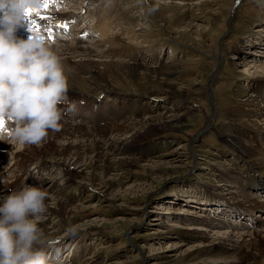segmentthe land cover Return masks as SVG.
<instances>
[{
	"label": "rangeland",
	"instance_id": "obj_1",
	"mask_svg": "<svg viewBox=\"0 0 264 264\" xmlns=\"http://www.w3.org/2000/svg\"><path fill=\"white\" fill-rule=\"evenodd\" d=\"M53 1L48 11L59 14L58 20L70 15L76 19L66 21L67 30L52 18L40 25L52 36L53 43L75 42L78 31L83 29L85 44L101 53L107 52L104 56L159 68L174 64L175 73L170 76V82L184 89L188 87L190 92V96L183 94V97L157 83L144 86L129 77L117 83L109 78L106 87L100 77L88 78L81 74L87 81L79 86V98L70 101L71 105L85 100L99 101L104 112L118 109L130 122L145 121L153 115L168 117L186 109L193 110L197 119L194 126L164 129L157 139L140 142L138 151L119 154L123 158H138L140 167L107 173L97 169L94 172H99V176L94 179L89 175L93 171L91 167H80L87 177L64 174L79 167L56 163L64 156L53 153L41 163L36 160L22 164L24 145L0 141V145L7 147L0 161L3 188L10 186L13 190L26 184L48 186L50 195L70 208L69 215L55 210L48 211L43 218L51 219L43 227L45 234L59 241L55 249L48 250L52 257L50 264H253L256 260L264 264V255L257 258L251 254L249 258L232 255L233 251L203 254L197 259L190 256L195 248L213 241L212 236L217 232L240 236L252 228L264 229V219L254 218H264L262 210L245 212V215H254L250 216L251 221L225 210L242 200L241 194L232 187L236 185L233 177L253 174L264 182V161L256 155L262 152L263 142L256 141V135L247 130L252 127L246 126L244 131L245 125L237 119L240 113L235 109L238 104L250 120L256 119L247 110L250 106L244 104L252 96L253 104L257 102L264 108V4L258 5L257 0H150L157 11L149 13L148 7L139 0H100L102 3L115 1L111 11L128 10L132 25L122 29L116 23L94 27L97 20L88 18L86 6L90 13L94 12L96 7L92 4L96 0H91L90 7L87 0ZM161 3L185 6L182 11L187 15L181 20L183 23L162 20ZM169 12L178 13L175 8ZM36 31L43 35L42 30ZM109 56L105 62L110 60ZM73 59L78 61L80 57ZM96 59L101 60V55ZM232 102L236 106L229 109ZM70 115L68 110L65 121L96 127L97 131H104L108 123L75 114L70 118ZM122 123L117 121L119 126ZM237 138L254 152L241 156L228 143V139ZM60 142L67 141L61 138ZM151 157L160 160L159 167L145 161ZM85 163H90L89 159ZM20 168L30 182L17 180L15 171ZM245 191L264 203V191ZM175 194L180 196L175 199ZM222 198L230 205L219 206ZM194 225L210 230L203 234L200 230H190ZM74 226H78L75 236L68 232Z\"/></svg>",
	"mask_w": 264,
	"mask_h": 264
},
{
	"label": "bare ground",
	"instance_id": "obj_2",
	"mask_svg": "<svg viewBox=\"0 0 264 264\" xmlns=\"http://www.w3.org/2000/svg\"><path fill=\"white\" fill-rule=\"evenodd\" d=\"M50 1H53V0H50ZM57 1L61 3L66 0H57ZM87 3L89 4V7H90L91 0H87ZM170 3H164V4L161 3V9L163 13L162 20L168 21L170 22V24L180 25V23H183L181 22L183 17L187 15V12L182 11L183 9L182 7H185V6H182V7L176 6V5L173 6ZM166 4L170 7L169 10H167L168 6H166ZM92 5L96 7V10L94 12L90 13L87 6H86V10L89 13L88 18L97 20V23L95 24L94 27L103 28L104 26H107L109 24L111 25L113 23H116L117 26H120L123 29L125 28V26L132 25L131 22L133 21V18H129L128 16L129 13H127L128 10H118L114 8V11H111L114 5H116L115 1H113V3L111 2L102 3L100 0H96V4H92ZM80 7H83V6H80ZM80 7H77V8L82 9ZM172 8L177 9L178 11L177 15H172L169 12L170 10H172ZM38 10H39V15H36L34 12L33 15L30 17V19L33 21H36L40 25L44 21H49V19L52 18L53 20H56L59 22L60 28L67 30L69 29V26L67 25L66 21L71 22V21L76 20L75 17L71 15L65 16V18H61L58 20L57 17L59 14H53L50 11L45 10L43 7V4H41V7L38 8ZM193 15H194V11H193ZM41 17H45L46 19L41 20ZM81 24H83V20H81ZM30 28H31V31H30ZM39 29L42 30L41 33L43 35H39V33L36 31L37 29L32 28L29 20L26 19L24 21V25L18 30L17 36L24 40L30 39L32 35L33 37L39 36L51 47V49L60 58L61 63L64 67L65 75L67 76L68 84H69V92H68L69 102L72 100L74 101L78 100L79 97H78L77 91L78 89H80L79 86L84 85L87 81L82 78L83 75H87L88 78H93V77L98 76L100 77V79L103 80V85L105 86L107 85V82H109V78H113V81L117 83L118 81H120V79H123V78L125 79L126 77H129L137 81L140 85L145 86L149 82H154V83H157L159 86L164 87L167 91H169L172 94H176V95L179 94L180 96H183V94L185 96L186 94L187 95L186 97L190 96V92L187 90L188 87L187 89H184L182 87L175 86V84L170 82V76L173 73H175L174 64L167 65V67L159 68L157 66L141 65L140 63L131 64L129 63V61L124 62L123 60H115L113 57L109 55L104 56V54H107V52L101 53L97 49L90 47V45L87 46L85 44V41H84L85 32L83 31V29L78 31L77 36L79 38H77L75 42H72V43L64 42V43H59V44L58 42L57 43L52 42L53 41L52 36L47 33L48 31H46L43 28V26H40ZM30 32H33V33H30ZM262 39L264 40L263 35H262ZM100 55H101V60L99 59L97 60L96 57H99ZM107 56L110 57L109 58L110 60H108V62H105L107 61L106 60ZM76 57H80V60L77 59L78 61H76L73 59ZM108 75H112V76L108 77ZM252 97H249L250 102H244V104L246 106H250V108L247 110L250 114H254V117L256 119L250 120L249 114L245 115V110L241 106L239 107L238 104L237 106L233 105L234 104L233 102L231 104L232 106H230L229 109H232L233 106H236L235 109H238L237 113L238 112L240 113L238 117L242 115L245 116L243 119H239L237 117L239 122L242 123V124L241 123L239 124L245 125L244 131L248 130L252 132L251 134H255L256 135L255 140L258 142H263V146H264V119H261L263 118V115H264V112H263L264 108H262L263 106L261 107V105L258 104L257 102L256 103L254 102L253 104ZM236 103H239V102L237 101ZM100 105L101 104L99 103V101L98 102L95 101L94 103H92L88 100L87 101L85 100L84 103L81 102L77 104L73 112L72 110H70V106H69V114H71L69 117L72 118L75 114V115H80V116L82 115L81 118H87V119L92 118L93 120H95V122H97V120H100L99 122H105V121H108V123L111 122V124H108V123L105 124L107 126L105 127L104 131H97V129H95L96 127L92 128L89 126H84V125H79V124H70L68 121L64 120L62 122L63 126L60 129V131L50 132L47 140L41 143L39 146L24 145L25 151L24 153L21 152L22 160L20 161V163L26 164L29 161L36 162V160L40 161L41 163V161L49 153H53L54 155L56 154V155H61L62 157L64 156V159H60V160L53 159L57 161L56 163L58 164L62 163L63 166L79 167V170H76L73 172L67 171L68 173H64V174L70 175L71 177H77V178L85 177L86 174L84 173V170L82 169L80 170V167L85 166V168L87 167L92 168L93 171L89 175L93 177V178L92 177L90 178L94 179L95 176H99L97 175V173L99 172L97 171H96L97 173L94 172L97 169L98 170L101 169L103 173H107L108 171L111 172L115 169L129 170L131 168L141 166L138 158L128 159V158L121 157L122 155L119 156V154H121L122 151H125L124 153H129V152L132 153V152L138 151L137 145L140 142H143L146 139H157L156 137L164 129H170V130L180 129L181 130L188 126L196 125L195 120L197 119L196 118L197 115H195L194 111L191 109H186L179 114H171L168 117H164L162 115H153V116H149L150 118L145 121L142 120L139 122L138 121L130 122L125 115H122L120 111H117L118 109L104 112ZM241 108L243 109L242 111H241ZM117 121H121V122L123 121L122 126H119V124H117ZM5 125L7 126L8 123L5 122ZM246 126H250L248 128L252 127L251 129L252 131L247 129ZM258 134L261 135V138H258ZM61 138H64L65 141L67 142L61 143L60 142ZM72 139H75V140L73 141ZM238 141H239L238 138L237 140L228 139V143L230 144V146H232L236 151H239L241 156H245L246 153L249 154L250 152H254L247 145H245V143L243 142L241 143ZM158 142H161V141H158ZM5 149H7L6 146L0 145V161H1V158L3 157L2 153L5 152ZM89 154H91L92 157H90ZM83 155H86V157L83 158ZM256 155H258V157L260 156L261 157L260 159L264 161V147H262V152L260 150L256 153ZM88 159L90 163L86 164L85 162L88 161ZM175 159H178V158L176 157ZM145 161L147 163L149 162L155 163L153 166H158V167L160 166V163H161L160 160H156L154 157H151L150 160L148 161L145 160ZM262 161H260L259 163L260 164L263 163ZM47 162L48 161H46L45 163L47 164ZM114 164H117V166H114ZM256 165L257 164L254 165V168H257ZM22 171L23 170L21 168L15 171L17 180L18 181L26 180L27 182H30V179L27 176H25ZM233 178H235L234 182L236 183V185L232 187L237 190L236 192L237 194L239 195L241 194L240 196L242 197V200L238 203L237 202L232 203L234 205L231 208L225 207V210L227 212H230V214H234V213L239 214L241 215V217H244L245 220L251 221L250 216H254V215H251L250 213L249 215H245V212L254 211V210H262L264 212V203L260 202L254 196L248 194L247 193L248 191L246 192L245 189H251V191L254 190L258 192L264 191V182L261 181L258 177H256L253 174L250 175L249 177L248 176L247 177L238 176L237 178L236 177H233ZM240 178L242 179L240 180ZM38 187H41L43 190L47 191L48 193L50 192L48 186L46 187L38 186ZM4 188H3V185H0V197H2V195H5V192L7 194L11 190L10 186L8 187L6 186ZM3 190L5 191L4 193H3ZM208 192L210 193L211 191L209 190ZM231 193H234V192L231 191ZM211 194H210L211 196H215V194L213 193ZM179 196L175 194V199H177V197ZM222 199L218 202L219 206H223L224 204H226L227 206L230 205V203L226 201V199L224 198ZM46 203L48 204L49 213L55 212L56 210L60 214L62 212L66 215L70 214V211H69L70 208L66 205V203L63 202L62 200H59L53 197L52 195H50V199L47 200ZM52 203L54 204V206ZM61 210L63 211L61 212ZM203 216L201 215V217ZM254 218L264 219L263 216H257ZM50 220L51 219L49 217L46 219H43L42 221L39 222V226L43 228L44 226L48 225ZM202 222L206 223L207 221H202ZM234 222H237V221H234ZM209 224L211 226L217 225L214 223H209ZM197 225H194V227H190L189 229L193 231L200 230L202 234L210 230V229L208 230L204 228H198ZM256 229L257 228L255 229L252 228L251 229L252 231H249L247 233H242L240 234V236H236L234 234H228L225 232H220V233L217 232L213 234L212 236L214 237L213 241H211L208 245H205V246L200 245L198 248H195L194 250L191 251L190 256L197 259L203 254L207 255V254L215 253L217 251L224 252V253L226 251H227L226 253L233 251L232 255H238V254H242L243 256L248 255L249 258L252 256L251 254L255 255L257 258H258V255L263 256L264 255V229H261V230L260 229L256 230ZM204 235L206 236V234ZM256 261L253 262V264L259 263Z\"/></svg>",
	"mask_w": 264,
	"mask_h": 264
},
{
	"label": "clouds",
	"instance_id": "obj_3",
	"mask_svg": "<svg viewBox=\"0 0 264 264\" xmlns=\"http://www.w3.org/2000/svg\"><path fill=\"white\" fill-rule=\"evenodd\" d=\"M139 2L149 13L157 11L150 0ZM41 3L0 0V120L9 125L0 131V141L39 146L50 132L60 131L69 106L75 110L60 58L39 36L28 40L17 36L28 11ZM49 199L47 191L27 184L0 197V264H50L48 250L59 241L39 226ZM77 227L68 232L75 236Z\"/></svg>",
	"mask_w": 264,
	"mask_h": 264
},
{
	"label": "snow or ice",
	"instance_id": "obj_4",
	"mask_svg": "<svg viewBox=\"0 0 264 264\" xmlns=\"http://www.w3.org/2000/svg\"><path fill=\"white\" fill-rule=\"evenodd\" d=\"M43 7L44 8L48 7V0H44ZM34 12H35L36 15H39V10L38 9H34V10L30 9L28 11V13H27L28 20H29L32 28H35V29L39 30L40 24L37 23L36 21H33V20L30 19V17L33 15ZM43 19H46V18L45 17H41V20H43ZM30 31H31V28H30ZM4 127H5V122L3 120H0V131H3Z\"/></svg>",
	"mask_w": 264,
	"mask_h": 264
}]
</instances>
